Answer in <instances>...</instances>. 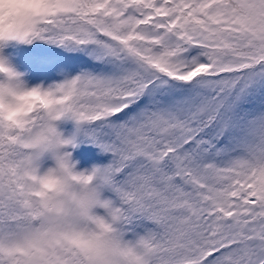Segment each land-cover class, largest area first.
<instances>
[{
	"label": "snow or ice",
	"instance_id": "6c2138e0",
	"mask_svg": "<svg viewBox=\"0 0 264 264\" xmlns=\"http://www.w3.org/2000/svg\"><path fill=\"white\" fill-rule=\"evenodd\" d=\"M19 2L0 52L53 46L60 79L0 120V264H113L124 247L133 264H264V0ZM44 121L110 157L72 177L100 199L38 190Z\"/></svg>",
	"mask_w": 264,
	"mask_h": 264
},
{
	"label": "clouds",
	"instance_id": "9594fccd",
	"mask_svg": "<svg viewBox=\"0 0 264 264\" xmlns=\"http://www.w3.org/2000/svg\"><path fill=\"white\" fill-rule=\"evenodd\" d=\"M28 7L19 0H0V37H9L22 30ZM10 42L26 44L20 40L7 39L5 47ZM24 77L25 73L20 72L8 57L3 56V63H0V120L5 124L25 118L26 101L30 98L21 97L23 93L40 86H29ZM71 140L73 133L66 136L57 121H44L43 126L33 134L30 145L43 162V171L39 173V180L43 183L38 185V190L56 189L85 200L90 197L100 199L101 193L93 183L74 182L72 179L81 173L91 174L93 169L101 165L93 164L90 168L78 169L79 161L72 158V153L65 158V149L71 147L65 142ZM75 142L78 144V141ZM45 159L51 160V165L45 167ZM48 194L55 196L56 191H49ZM135 257L133 249L124 247L113 256V264H133Z\"/></svg>",
	"mask_w": 264,
	"mask_h": 264
},
{
	"label": "rangeland",
	"instance_id": "374dc122",
	"mask_svg": "<svg viewBox=\"0 0 264 264\" xmlns=\"http://www.w3.org/2000/svg\"><path fill=\"white\" fill-rule=\"evenodd\" d=\"M0 55L8 57L20 72L25 73L24 79L27 81L29 86L43 85L47 87L49 84L57 82L60 79L58 75L59 66L54 62L53 57L46 58L40 64L32 66L28 69L26 67L22 68L15 63L11 57H9L5 48H3L2 52H0ZM68 150L72 153V158L79 161L78 169H87L93 164H104L102 161L104 156L102 155L100 149L87 142H78L75 148L69 147ZM51 163V160L45 159L44 166L47 167L51 165Z\"/></svg>",
	"mask_w": 264,
	"mask_h": 264
},
{
	"label": "trees",
	"instance_id": "16d2710c",
	"mask_svg": "<svg viewBox=\"0 0 264 264\" xmlns=\"http://www.w3.org/2000/svg\"><path fill=\"white\" fill-rule=\"evenodd\" d=\"M4 48L9 57H11L15 63L22 68L26 67L28 69L40 64L46 58H52L59 54V50H56L53 46L44 44L41 41H34L32 44L10 42ZM58 125L66 136L72 134L74 131V122L72 121H60L58 122ZM102 155L104 156L102 161L106 164L110 157L104 153H102Z\"/></svg>",
	"mask_w": 264,
	"mask_h": 264
}]
</instances>
